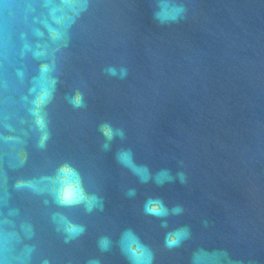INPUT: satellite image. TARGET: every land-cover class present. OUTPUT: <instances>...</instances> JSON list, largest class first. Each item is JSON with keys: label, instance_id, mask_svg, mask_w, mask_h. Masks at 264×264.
<instances>
[{"label": "water", "instance_id": "95a60500", "mask_svg": "<svg viewBox=\"0 0 264 264\" xmlns=\"http://www.w3.org/2000/svg\"><path fill=\"white\" fill-rule=\"evenodd\" d=\"M0 264H264V0H0Z\"/></svg>", "mask_w": 264, "mask_h": 264}, {"label": "clouds", "instance_id": "9594fccd", "mask_svg": "<svg viewBox=\"0 0 264 264\" xmlns=\"http://www.w3.org/2000/svg\"><path fill=\"white\" fill-rule=\"evenodd\" d=\"M109 72L110 75H115L116 74V70L114 68H109L107 70ZM121 75L124 76L126 75V70H121ZM74 103V106L75 107H80L82 106V97L77 94L75 100L73 101ZM101 132L105 135V137L108 139V140H111L113 139L114 135H119L121 138H123L124 136V133L122 130H117L116 132H113V130L111 129L110 125H102L101 126ZM105 148L108 147L107 144L104 145ZM120 158L125 162V163H130V158H131V154L130 152H124V153H121L120 154ZM180 179H181V182H183V174H178ZM129 194H134V192H130ZM176 211H179V209H176Z\"/></svg>", "mask_w": 264, "mask_h": 264}, {"label": "snow or ice", "instance_id": "6c2138e0", "mask_svg": "<svg viewBox=\"0 0 264 264\" xmlns=\"http://www.w3.org/2000/svg\"><path fill=\"white\" fill-rule=\"evenodd\" d=\"M153 211H154V209H153Z\"/></svg>", "mask_w": 264, "mask_h": 264}]
</instances>
